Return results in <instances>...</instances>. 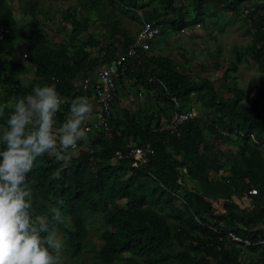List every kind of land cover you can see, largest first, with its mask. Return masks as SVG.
Listing matches in <instances>:
<instances>
[{"label": "trees", "instance_id": "trees-1", "mask_svg": "<svg viewBox=\"0 0 264 264\" xmlns=\"http://www.w3.org/2000/svg\"><path fill=\"white\" fill-rule=\"evenodd\" d=\"M17 1L30 17L31 32L17 24L12 8L0 5V104L30 93L35 85L54 83L65 101L59 122L66 119L71 100L85 95L78 77L109 64L131 45L134 38L123 21L137 12L147 22L163 17L162 29L177 33L203 21L209 11L205 4L215 16L242 15L251 32L244 49L260 72L253 105L221 98L207 77L193 81L189 71L177 70L166 58L139 51L136 59L124 61L117 78L109 136L79 142L67 163L51 154L39 157L27 181L34 214L49 220L61 238L56 264H264L261 247H243L228 236L264 241V0L250 8L243 7L248 0H65L69 6L59 13L42 0ZM189 9L192 20H187ZM48 26H56V37ZM235 56L239 62L238 50ZM26 65L34 70L24 82ZM128 80L132 90L156 93V110L142 121L119 107L120 83ZM195 95L209 115L195 116L173 134L153 131L171 111L190 109ZM172 99L180 103L177 109ZM7 114L5 108L0 124ZM232 137L235 150L220 164L213 149ZM146 144L153 149L148 163L132 166L130 149ZM251 189L256 195H248ZM243 194L250 208L238 203ZM54 211L61 221L52 220ZM96 216L107 227L98 248L89 242L87 228Z\"/></svg>", "mask_w": 264, "mask_h": 264}, {"label": "clouds", "instance_id": "clouds-1", "mask_svg": "<svg viewBox=\"0 0 264 264\" xmlns=\"http://www.w3.org/2000/svg\"><path fill=\"white\" fill-rule=\"evenodd\" d=\"M63 104L54 83L35 85L30 93L0 104V115L8 109L0 124V264H56L54 250L62 242L52 223L34 214L27 174L45 154L67 163L68 150L85 139L90 98L74 97L66 119L58 123ZM52 220H62L58 211Z\"/></svg>", "mask_w": 264, "mask_h": 264}, {"label": "rangeland", "instance_id": "rangeland-1", "mask_svg": "<svg viewBox=\"0 0 264 264\" xmlns=\"http://www.w3.org/2000/svg\"><path fill=\"white\" fill-rule=\"evenodd\" d=\"M176 2L178 3L179 1L176 0ZM256 2L257 0H248V2L243 4V7L250 8L251 4ZM42 4L47 7L52 6L53 11L59 13L69 6V1L42 0ZM0 5L12 8L17 24L24 28L27 33L31 32L30 17L23 14L17 0H1ZM205 6L209 11L203 13L202 22L184 28L178 33L173 30L162 29L149 53L166 58L177 70L189 71L190 78L193 81L207 77L219 97L239 100L243 104L251 106L254 104V99L258 94L257 78L260 75L257 66L250 60L248 52L244 49L251 43V32L243 22L242 15L233 16L231 13L221 12L215 16L211 11V6L206 4ZM189 12L190 16L187 20H192L194 15L191 9H189ZM128 14L133 15L130 12ZM55 15L58 16L57 14ZM93 18L91 15L90 19L92 20ZM157 19L163 20V17ZM141 22L142 18L137 12V16L133 19L124 20L123 26L129 35L134 37L141 27ZM49 34L52 38L56 37L54 31L50 29ZM236 50L239 51V56L241 57L239 62L236 61ZM17 53L21 56V60H25L23 59L22 49L17 50ZM215 64L218 65V68L214 66ZM26 66L28 72L26 76L22 77L24 82L33 78L34 68L30 65ZM161 76L165 77V74L161 72ZM141 89L139 88V91ZM145 95L147 96V94ZM145 95H139L138 91L133 90L132 97L123 98L121 96L123 99L122 107L131 112H136L139 121L143 120V108L146 106L143 103L146 99ZM192 98L190 109H194L196 116L204 117L209 115V110L200 105L197 96L195 95ZM206 137L210 141L208 134H206ZM235 147L234 137L229 139L222 138L220 143H217L213 149L218 163L221 164L228 160ZM224 174L227 175V172H224ZM189 188H193V186L189 184ZM160 196L161 192L159 190L156 191L155 197L158 198ZM123 202L120 201L119 203L123 204ZM240 205L241 208H250L247 201ZM166 211V208L162 209L163 213H166ZM100 218L99 216L92 217L87 222L89 242L95 248H98L101 244L99 234L104 229H107V227L100 225ZM262 227L264 228V226ZM54 251L58 252V249ZM87 254L89 255L90 251Z\"/></svg>", "mask_w": 264, "mask_h": 264}, {"label": "built area", "instance_id": "built-area-1", "mask_svg": "<svg viewBox=\"0 0 264 264\" xmlns=\"http://www.w3.org/2000/svg\"><path fill=\"white\" fill-rule=\"evenodd\" d=\"M161 31V20L149 22L142 20L141 27L128 49L125 52L118 54L109 64L101 67L94 83H91L88 79H84L80 83L82 93L87 95L90 91V97L94 98L100 109L97 119L86 125L88 131L85 139L82 140L83 142H86L89 139V136L97 137L99 134L109 136V122L113 115L111 103L114 100L117 90V78L125 70L123 63L128 59H136L139 51L150 52L152 45L156 41V38L161 34ZM141 33H143V37L138 39ZM26 58V54L23 53V59ZM148 82H151V80L149 79ZM172 102L174 103V108L177 109L180 106V103L175 99H172ZM64 105L65 101L61 107ZM61 109L59 111H61ZM195 116L196 114L194 109H188L181 112L176 110L171 111L168 119L163 121L158 128H154L153 131L173 134L181 125L189 122ZM78 149L79 143L74 149L68 150V152H77ZM129 155L133 159L132 166H143L148 163L149 158L153 155V149L149 144H146L142 147H134L130 149ZM115 159H121V155L117 153ZM218 174L225 175L223 170H220ZM248 195H256V190H249ZM248 195L243 194V196L238 200V203L241 204L247 201L249 204L247 199ZM228 236L233 242L241 244L243 247H261L264 250V241L260 238L256 242H251L232 233L228 234Z\"/></svg>", "mask_w": 264, "mask_h": 264}, {"label": "crops", "instance_id": "crops-1", "mask_svg": "<svg viewBox=\"0 0 264 264\" xmlns=\"http://www.w3.org/2000/svg\"><path fill=\"white\" fill-rule=\"evenodd\" d=\"M55 20H56V24L58 25V23H59V18H58V16H56L55 17ZM48 29H50V30H52V31H55L56 30V26H51V27H49L48 26ZM96 33L98 32V30H96L95 31ZM137 34V33H136ZM136 34L134 35V37L133 38H135V36H136ZM50 35V34H49ZM155 43V42H154ZM153 46V45H152ZM34 70V69H33ZM98 71H99V69L98 70H96V71H94V72H91V71H88V72H86V73H84V74H82V75H80V77H78V81H77V84H79L80 85V83L84 80V79H88L91 83H94L95 81H96V79H97V76H98ZM28 72V70H27V66H26V71H25V75L24 76H26V73ZM23 76V77H24ZM133 85V82L132 81H130V80H128V81H124L123 83H122V86L124 87V89H123V91H121L120 93H121V95H120V97H119V99H120V104H119V107L120 108H123L122 107V103H123V99L121 98V96L123 97V98H126V97H132V95H133V90L132 89H130V87ZM134 91H138L139 92V95H145V94H147V96H146V99L143 101V103H144V105H146L143 109H144V114L146 113V114H150L152 111H155L156 109H155V106H156V104H155V96H156V93H155V91H147V90H144V89H141L140 91H139V88H136V89H134ZM90 98V100H91V102H92V105H93V107H92V110H91V115H90V119L86 122V125H88V124H90V123H92V122H94L96 119H97V117H98V115H99V111H100V109H99V105L96 103V101L94 100V98H92V97H89ZM130 103L131 104H133V102H131L130 101ZM151 104V105H150ZM159 105H160V103H159ZM126 109V108H125ZM128 110V109H127ZM131 112V111H130ZM131 113H134V114H136V112H131ZM143 114V115H144ZM58 123H60L59 121H57ZM72 154H74L75 155V152H72Z\"/></svg>", "mask_w": 264, "mask_h": 264}]
</instances>
